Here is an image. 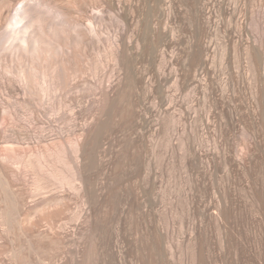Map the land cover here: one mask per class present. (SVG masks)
<instances>
[{"label": "rangeland", "instance_id": "obj_1", "mask_svg": "<svg viewBox=\"0 0 264 264\" xmlns=\"http://www.w3.org/2000/svg\"><path fill=\"white\" fill-rule=\"evenodd\" d=\"M12 3L0 0V42ZM140 3L142 19L154 11L159 93L138 86L139 115L130 88L119 115L59 111L60 93L41 105L14 72L24 65L0 51V232L14 206L40 231L23 233L15 219L4 238L43 245L50 264H264V79L252 65L264 57V0ZM196 55L210 63L192 85ZM76 141L87 149L83 183L69 153Z\"/></svg>", "mask_w": 264, "mask_h": 264}, {"label": "bare ground", "instance_id": "obj_2", "mask_svg": "<svg viewBox=\"0 0 264 264\" xmlns=\"http://www.w3.org/2000/svg\"><path fill=\"white\" fill-rule=\"evenodd\" d=\"M47 1L57 3V0ZM140 1L142 0H95L89 3L90 1L75 0L77 6L71 3L65 6L56 4L59 8H52L47 4L44 7L40 6L35 0H18L15 5L12 3L7 7L8 14L5 19L7 28L0 42V51L10 52L22 66L24 65L21 71L14 72L21 78V88L25 94L37 99L41 105L54 94L60 93L62 98L59 111L64 110L70 115H82L85 112L89 115H104L111 110L119 115L122 112L124 97L127 96V88H130L132 114L139 115L137 88L140 84L146 85L151 99L156 90L154 83L157 73L155 71L157 44L155 45L153 40L156 33L154 11L148 15L146 9L148 16L142 19ZM147 6L149 9L152 7ZM94 11L101 15H93ZM115 29L120 31L116 41L111 38V33L114 35ZM141 30L145 31V36L142 37L147 42L142 40ZM141 41L148 45L141 47ZM142 57L146 59L148 68L141 76L139 70ZM195 58V61L199 60L201 66L196 68L194 66L193 78L190 79L192 85L198 82L200 69L208 72L210 63L203 56L196 55ZM253 58L254 76L262 80L264 57L256 54ZM33 70L40 72L39 78L32 74ZM37 85H40L39 89ZM7 90L10 94L17 95L18 89L14 85L10 84ZM258 91L255 94L256 96L259 94L257 97L262 90L260 93ZM259 101L258 104L261 103ZM262 105L260 106L264 109V103ZM260 106L258 107L261 108ZM262 113L264 115V112ZM69 153L78 171L76 182L83 183L85 178L81 171L83 164L81 166L80 162L87 155L86 146L76 141L75 148H70ZM56 216V213L49 214L47 218L53 231L58 227ZM2 217L6 220L7 227L0 232V264H50L53 258L44 255L43 245L31 242L15 244L9 238H4V235L12 230L11 223L15 219L18 220L21 232H39L40 226L34 222L31 213L20 214L12 206L6 209ZM28 251L37 252L39 256L25 255L24 253Z\"/></svg>", "mask_w": 264, "mask_h": 264}]
</instances>
